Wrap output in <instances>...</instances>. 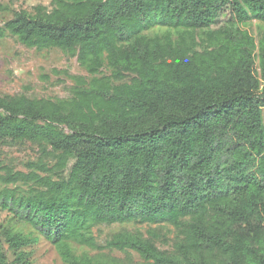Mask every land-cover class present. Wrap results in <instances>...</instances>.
<instances>
[{
	"label": "trees",
	"instance_id": "1",
	"mask_svg": "<svg viewBox=\"0 0 264 264\" xmlns=\"http://www.w3.org/2000/svg\"><path fill=\"white\" fill-rule=\"evenodd\" d=\"M6 36L86 74L67 97L0 94V144L38 151L0 164V264H31L39 237L64 264H264V0H51ZM115 222L155 227L99 245Z\"/></svg>",
	"mask_w": 264,
	"mask_h": 264
},
{
	"label": "rangeland",
	"instance_id": "2",
	"mask_svg": "<svg viewBox=\"0 0 264 264\" xmlns=\"http://www.w3.org/2000/svg\"><path fill=\"white\" fill-rule=\"evenodd\" d=\"M51 0H0V25L12 17V11L26 9L31 11L35 5L49 6ZM5 7L6 9H2ZM249 31L257 36L258 23L255 20L245 25ZM84 68L76 58H70L57 48L36 49L28 48L20 44L15 37L6 36L0 40V94L26 93L31 97L62 98L69 95V87L73 83L70 75H85ZM38 151L29 143L0 144V164L14 170L27 171L26 163L36 160ZM8 218L7 212L0 209V222ZM155 224L129 223L121 225L97 224L92 227V233L99 245L104 246L105 240L110 235L122 228L139 229L145 231ZM168 239L175 235L171 226L163 228ZM165 236V235H164ZM159 241L160 246L167 243ZM73 243L74 250L95 253L97 250ZM32 252L31 264H64L54 246L45 238L39 237L38 242L28 250ZM116 257H124L125 254L117 250H104ZM9 261L12 256L6 253ZM128 261L138 262L136 253L128 256Z\"/></svg>",
	"mask_w": 264,
	"mask_h": 264
}]
</instances>
